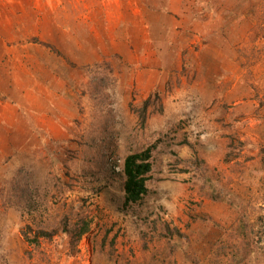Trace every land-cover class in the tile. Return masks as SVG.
<instances>
[{
	"label": "rangeland",
	"instance_id": "obj_1",
	"mask_svg": "<svg viewBox=\"0 0 264 264\" xmlns=\"http://www.w3.org/2000/svg\"><path fill=\"white\" fill-rule=\"evenodd\" d=\"M259 1L0 0V32L13 45L42 42L37 30L58 38L60 28L78 59L68 94L42 115L20 103L14 130L0 131V264H213L242 215L264 231V37L252 12ZM155 92L163 111L150 107L142 127L136 109ZM156 141L151 197L140 214L125 213L124 157ZM197 156L223 199L184 171ZM18 183L39 188L34 207L20 201ZM79 214L91 229L73 251L62 221ZM146 218L188 239L169 240ZM29 226L57 233L30 245L22 235ZM233 257L229 250L223 264ZM244 264H264V255L259 249Z\"/></svg>",
	"mask_w": 264,
	"mask_h": 264
},
{
	"label": "trees",
	"instance_id": "obj_2",
	"mask_svg": "<svg viewBox=\"0 0 264 264\" xmlns=\"http://www.w3.org/2000/svg\"><path fill=\"white\" fill-rule=\"evenodd\" d=\"M252 12L256 19L255 32L257 35L264 37V0H260L258 4L252 7ZM159 92L151 93L148 98L144 101V104L140 108H135L140 117L142 127H145L149 119L150 107L157 104L160 105V111H163ZM185 143L188 144L189 140L186 138ZM159 141L149 144L143 149L135 150L128 153L121 164V186L120 189L123 192L121 200L119 201V208L128 214L138 215L142 209L147 205L152 192V183L154 180V165H155V152L158 148ZM230 154V153H229ZM228 154V156H229ZM181 162L188 160L179 159ZM187 162L189 165V171L193 169L195 174H200L203 179L201 185V191L211 195L212 199L220 200L223 196L218 193L214 186L206 178L204 160L200 157H195ZM192 165V168H191ZM19 188V198L21 202H25L31 207H34L35 198L39 195V188L36 187L34 190L30 188L23 189L20 183L17 184ZM263 220V219H262ZM148 227L152 228L155 232L160 233L162 230L163 235L167 236L169 240L172 238L179 237L187 240L188 236L177 226H171L167 221H162L160 218L150 220L146 218L145 223ZM91 229V222L82 215H77L76 219L73 220L71 217H66L62 221V231L66 233L70 238V249L75 251L78 248V244L82 237L87 234ZM261 226L258 222H255L248 218V216L242 215L235 225L227 231V236L217 247L215 257L213 258V264H223L224 261L222 256L228 254L229 250H232L236 257H233L234 264H244L245 261L251 257L252 253L259 250L264 255V247L258 246V241L261 240L264 231H260ZM32 232L34 234H32ZM57 233L55 231H49L45 229H38L33 231L32 227H28L27 230L22 231V235L27 243L30 245L41 244L43 238L52 239ZM146 240L147 235H143ZM258 239V240H257Z\"/></svg>",
	"mask_w": 264,
	"mask_h": 264
},
{
	"label": "crops",
	"instance_id": "obj_3",
	"mask_svg": "<svg viewBox=\"0 0 264 264\" xmlns=\"http://www.w3.org/2000/svg\"><path fill=\"white\" fill-rule=\"evenodd\" d=\"M38 31L34 37L52 45L60 52L58 55L35 40L13 45V40L0 32V131L6 134L14 130L24 113L20 103L27 105V111L45 114L52 103L71 91L76 79V68L72 66V62L78 61L76 49L65 46L61 29H57L58 38L50 40H44Z\"/></svg>",
	"mask_w": 264,
	"mask_h": 264
}]
</instances>
